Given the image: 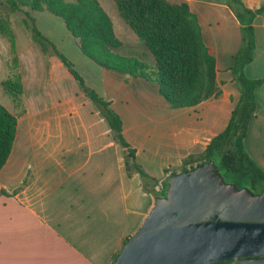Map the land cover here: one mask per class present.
I'll return each instance as SVG.
<instances>
[{
  "label": "crops",
  "instance_id": "obj_1",
  "mask_svg": "<svg viewBox=\"0 0 264 264\" xmlns=\"http://www.w3.org/2000/svg\"><path fill=\"white\" fill-rule=\"evenodd\" d=\"M97 1L120 42L117 53L153 67V55L123 20L115 1ZM166 1L185 3L196 16L204 44L215 59L218 98L173 108L156 84L98 67L74 40L76 54L72 60L66 56L85 85L111 103L136 162L157 180L165 170L193 163L226 128L241 97L231 68L244 47L245 26L231 0ZM241 2L250 10L264 4ZM2 13L8 14L13 30L7 8ZM31 15L58 51L68 53L61 39L62 34L67 38L63 21L47 12ZM252 27V61L243 74L250 80L264 79V13L253 19ZM15 39L24 112L0 169V264H112L153 207L152 197L137 173L128 175L124 151L107 121L53 50L44 54L30 32L23 44L16 35ZM9 56V44L0 36V105L15 113L2 88ZM255 95L259 110L250 118L244 146L264 172V83Z\"/></svg>",
  "mask_w": 264,
  "mask_h": 264
},
{
  "label": "trees",
  "instance_id": "obj_2",
  "mask_svg": "<svg viewBox=\"0 0 264 264\" xmlns=\"http://www.w3.org/2000/svg\"><path fill=\"white\" fill-rule=\"evenodd\" d=\"M3 1L8 13L30 9L47 12L61 19L86 58L102 69L156 84L159 94L173 108L194 106L221 95L216 82L215 59L204 44L196 16L185 3L171 4L166 0H115L123 20L153 55L155 64L151 67L137 58L121 56L115 52L120 42L114 35L109 17L97 0ZM231 2L240 24L245 26L244 47L236 54L231 68L240 85L241 97L226 128L211 140L204 154L197 158L203 160L194 165L165 170L164 177L160 180L149 176L136 162L135 150L125 141L121 118L111 108V103L85 85L73 63L37 29L30 15L26 13L30 24H25L32 40L44 54L49 49L53 50L85 95L96 105L107 121L115 142L124 151L128 175L135 172L141 177L144 190L152 197V206L156 197L165 196L167 180L171 176L209 161L216 163V158V165L225 182L236 184L238 189L246 187L253 193L264 190V172L249 157L244 146L250 118L259 110L255 92L264 83V79L250 80L243 74V67L252 61L254 50L252 22L256 16L264 13V4L258 9L250 10L242 5L241 0ZM0 36L6 39L10 49L6 62L7 77L2 82V88L15 108V113H11L0 105L1 169L12 150L18 117L24 112V92L16 39L7 13H0ZM146 184L153 188L154 194L147 190Z\"/></svg>",
  "mask_w": 264,
  "mask_h": 264
},
{
  "label": "water",
  "instance_id": "obj_3",
  "mask_svg": "<svg viewBox=\"0 0 264 264\" xmlns=\"http://www.w3.org/2000/svg\"><path fill=\"white\" fill-rule=\"evenodd\" d=\"M167 184L113 264H264V190L225 182L214 161Z\"/></svg>",
  "mask_w": 264,
  "mask_h": 264
},
{
  "label": "rangeland",
  "instance_id": "obj_4",
  "mask_svg": "<svg viewBox=\"0 0 264 264\" xmlns=\"http://www.w3.org/2000/svg\"><path fill=\"white\" fill-rule=\"evenodd\" d=\"M67 1H72V0H67ZM4 10H6V5H5V3H4L3 0H0V13H2V11H4ZM29 12H32L33 13L35 11H31L30 9H26V11H23V12H15V13H10L9 14L10 15L11 22H12V26H13L14 33L17 36V38L19 39V42L21 44H23V42L27 38V32L29 33V30L27 29L25 23L27 22L28 24H30V20L27 18L26 13H28L30 15V17L32 18V20L34 21L32 15H31L32 13H29ZM58 20L61 21V19H59V18H58ZM35 26L37 27L38 30L43 27L41 23L39 25L38 24H35ZM62 32H64V33L67 34V38L62 34V37L63 38H61V39H62L63 43L66 44L67 47H68V49H69L68 50V53L66 52V53H63V54L65 56L69 57L70 60H72V57L76 54V48H75V45H74L75 43H72L73 41H71V40H74L75 42H76V40L73 37H71V35L68 33V31L66 29H63ZM30 36H31V34H30ZM122 39L124 41V44L126 45L127 44V42H125L126 41V38L124 36H122ZM123 48H127V47H123ZM120 50L121 49L115 50V52L117 53ZM202 160H203V158L195 159L193 161V163H191L190 165H194L197 162H200ZM217 162H218V158H216V163ZM186 166H189V165L187 164ZM146 187H147V190L148 191H150V192H152L154 194V192L151 189V186L149 184H146ZM262 188H264V185L262 186Z\"/></svg>",
  "mask_w": 264,
  "mask_h": 264
},
{
  "label": "flooded vegetation",
  "instance_id": "obj_5",
  "mask_svg": "<svg viewBox=\"0 0 264 264\" xmlns=\"http://www.w3.org/2000/svg\"><path fill=\"white\" fill-rule=\"evenodd\" d=\"M254 194H259V193H254Z\"/></svg>",
  "mask_w": 264,
  "mask_h": 264
}]
</instances>
